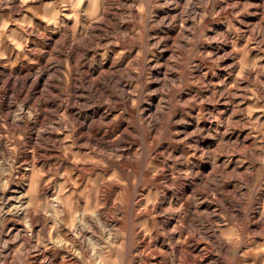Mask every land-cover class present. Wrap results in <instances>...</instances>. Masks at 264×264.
<instances>
[{"label":"rangeland","instance_id":"1","mask_svg":"<svg viewBox=\"0 0 264 264\" xmlns=\"http://www.w3.org/2000/svg\"><path fill=\"white\" fill-rule=\"evenodd\" d=\"M51 1L57 22L44 18ZM22 3L27 13L0 3V58L19 55L14 67L35 83L0 85V264H264V220L261 235L229 222L264 213V0ZM73 118L105 147L91 149ZM125 157L139 173L131 185L113 166ZM78 207L87 217L74 224L67 209ZM213 227L227 251L199 234Z\"/></svg>","mask_w":264,"mask_h":264},{"label":"bare ground","instance_id":"2","mask_svg":"<svg viewBox=\"0 0 264 264\" xmlns=\"http://www.w3.org/2000/svg\"><path fill=\"white\" fill-rule=\"evenodd\" d=\"M22 2H23V0H2L0 3H1V5L3 3H5L6 5L12 6V8H14V10L16 12L24 11V12L27 13L28 11H27V9L24 8V5H23ZM105 5L106 6L104 7V15H105V11H107V5L108 4L105 3ZM60 14H61V12H60L59 6H58V4L55 1H51L50 3H48L44 7V18L47 19L48 21L57 22L59 20V18H60ZM31 15H35V12L32 13ZM14 33L12 32V35H14ZM4 39L5 38L3 36H2V38L0 37V45L5 42ZM18 57H19V55H16L14 57V61L12 60V58H10L9 60L8 59L3 60V59L0 58V85L5 84L7 87L16 88V87H19V86L23 87V85H27V84H29V85H31L32 83L35 84L33 82V80H31L29 77L23 76V74L17 68L14 67V64H17V60L19 59ZM108 81L111 82V83L114 82L112 79H108ZM90 87L93 89L92 85ZM117 89H119V88H117ZM127 97H128V95H127ZM3 113H4L3 117L5 118V120L8 123H10L11 125H14L15 122H13V120H11V116L9 114V111L7 110L6 113L5 112H3ZM73 121L76 124V126L78 128V131L82 133L86 144L91 149H94V151H97V150L100 151L102 148L105 147V144L103 142H100V141L98 142L95 139H92V140L89 139L88 136L91 133L90 132L91 131V125L90 126L89 125L86 126L85 124L80 123L77 118H73ZM37 139L38 138H36V140ZM59 145H61V142L59 143ZM77 157L78 158L80 157L82 160L85 159V158H88V156L82 158L80 155H77ZM106 162H108L109 164H112V162L110 160H108V159H106ZM113 166L115 167V170H116L115 173L117 175L122 176V178L125 181H127L128 184L131 185L130 174H131L132 169H134L135 177L137 179H139V173L136 170V161H135V159H133V158L131 159L130 157L129 158L125 157L121 162L113 163ZM83 170H81V171H83ZM140 179H142V177H140ZM118 187H123V185L118 184ZM93 189H94V194H95L96 200L98 201L100 199L99 195L104 191V185H103V183H102V181L100 179H98L96 181V184H95ZM25 192L29 193L30 191L28 189L27 190L25 189ZM53 199L57 200L56 201L57 204L58 203L60 204V200H62V201L64 200V198L61 197L59 194L54 196ZM18 200H19V198H18ZM18 200H16V201H18ZM160 203H161V201H160ZM94 208L95 207L93 205H90L89 201H87V204L83 208V211L94 210ZM78 209H80V208L78 207V208H76L73 211L71 209H67L66 218L67 219L69 218L70 221H72V223H74V224L76 223V221L85 220L86 217H87L86 213H84V212H82V213H80L78 215V213L80 212V210H78ZM24 211L27 212L30 215L32 214L31 210L28 207L25 208ZM0 212H2V211H0ZM4 212H5V210H4ZM22 213H24V212H22ZM230 215H231V217L229 219V222H230V225L232 226L231 227V231L233 230L234 232H237V231L244 232L246 227H249L250 229H252V232L254 234H259V235L263 234V231L261 229L262 226H260V223H262L263 220H264V213L258 214V220H256V216H254V218L252 220L253 221V225L252 226H250V222H248V221L244 222L243 214H238V215L237 214H230ZM262 225H264V224L262 223ZM216 229H217L216 227H213V228H211L210 232H203V233H199V234L205 236V238L208 241L213 242L214 245L217 244V239L221 238L222 242L219 243L220 245L218 246V248L221 249V250L227 251L230 248V245H231L230 241L229 240H224L223 239L224 235L222 233H221V236L217 235L218 230H216ZM187 234L190 236V238H191L193 243L197 244V242H199V240H196V236L194 235V233H192L190 231H187ZM196 244L194 245V247L196 246ZM190 248H192V246ZM183 249H184V245L176 244L174 253L175 254H180L181 251H183ZM173 250H174V248H173ZM56 255L57 254H39L36 259L39 262L38 264H138L137 263V259L138 258L141 259V262H142V263L140 262L139 264H175L174 262H171L168 259V257H164V256H162L160 254H133V255L130 254L127 259L122 260V261L119 260V261L114 262V263H111V260L109 259V258H111V256L113 254H110V257H100V258H96V257L92 258V257H90L91 259H93V263H91L90 261H88L86 259L72 261V260L68 259L67 256H65V254H62L58 259H56ZM129 257H131V259ZM175 258H178L177 255L175 256ZM185 264H197V263H195L191 259H187L185 261Z\"/></svg>","mask_w":264,"mask_h":264}]
</instances>
